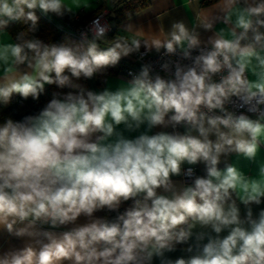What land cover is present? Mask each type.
Wrapping results in <instances>:
<instances>
[{
  "label": "clouds",
  "instance_id": "obj_1",
  "mask_svg": "<svg viewBox=\"0 0 264 264\" xmlns=\"http://www.w3.org/2000/svg\"><path fill=\"white\" fill-rule=\"evenodd\" d=\"M162 2L0 0V264H264V0Z\"/></svg>",
  "mask_w": 264,
  "mask_h": 264
},
{
  "label": "trees",
  "instance_id": "obj_2",
  "mask_svg": "<svg viewBox=\"0 0 264 264\" xmlns=\"http://www.w3.org/2000/svg\"><path fill=\"white\" fill-rule=\"evenodd\" d=\"M141 3H143V0H141ZM88 17H84L83 20H87ZM65 21H68L66 19ZM58 25H62V29L58 27ZM39 29H40V35L44 37L45 39H48L50 36H55L56 39H62L64 37H76L73 33V30L65 24L63 20H60L57 24L54 20H49L46 17H41L39 22ZM124 63L121 64V67L119 71H121L122 66ZM48 87V95L41 96L40 100L38 102H33L31 99H29L27 102H23V105L13 103V107L11 111L15 113H22L25 111H31L36 107L42 106L46 100L49 99L51 93L54 91L53 86H47Z\"/></svg>",
  "mask_w": 264,
  "mask_h": 264
},
{
  "label": "built area",
  "instance_id": "obj_3",
  "mask_svg": "<svg viewBox=\"0 0 264 264\" xmlns=\"http://www.w3.org/2000/svg\"><path fill=\"white\" fill-rule=\"evenodd\" d=\"M66 19H64L63 21L65 22V24L67 25V26H69L72 30H73V33L75 34V36H77L78 35V28H79V26L81 25V24H83L86 20H80V21H78V22H76V23H73L72 21H65ZM130 65L129 64H125L124 63V65L122 66V69H121V71L120 72H126L127 71V69H128V67H129Z\"/></svg>",
  "mask_w": 264,
  "mask_h": 264
},
{
  "label": "crops",
  "instance_id": "obj_4",
  "mask_svg": "<svg viewBox=\"0 0 264 264\" xmlns=\"http://www.w3.org/2000/svg\"><path fill=\"white\" fill-rule=\"evenodd\" d=\"M158 2L161 3V7H167V6H168L167 3H163L162 0H158ZM179 14H180V15H183V14H184V12H183V8H180V10H179ZM52 20H54L57 24H58L59 21H60L59 19H57V18H55V17H53Z\"/></svg>",
  "mask_w": 264,
  "mask_h": 264
}]
</instances>
